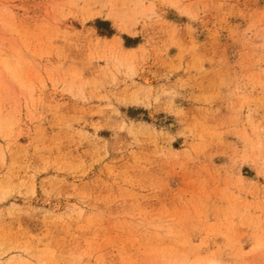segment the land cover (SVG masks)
Returning a JSON list of instances; mask_svg holds the SVG:
<instances>
[{"label": "rangeland", "instance_id": "obj_1", "mask_svg": "<svg viewBox=\"0 0 264 264\" xmlns=\"http://www.w3.org/2000/svg\"><path fill=\"white\" fill-rule=\"evenodd\" d=\"M0 264H264V0H0Z\"/></svg>", "mask_w": 264, "mask_h": 264}]
</instances>
